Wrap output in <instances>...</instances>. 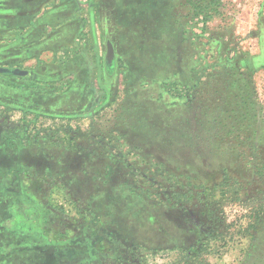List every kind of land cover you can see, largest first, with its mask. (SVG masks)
<instances>
[{
	"label": "rangeland",
	"instance_id": "374dc122",
	"mask_svg": "<svg viewBox=\"0 0 264 264\" xmlns=\"http://www.w3.org/2000/svg\"><path fill=\"white\" fill-rule=\"evenodd\" d=\"M65 2L44 95L0 99V261L264 264V0Z\"/></svg>",
	"mask_w": 264,
	"mask_h": 264
},
{
	"label": "crops",
	"instance_id": "0c3cea01",
	"mask_svg": "<svg viewBox=\"0 0 264 264\" xmlns=\"http://www.w3.org/2000/svg\"><path fill=\"white\" fill-rule=\"evenodd\" d=\"M21 1L25 2V0ZM39 1L40 3L37 5L36 0H28L27 4H18L15 3V0H0V52L4 49L11 51V55H9L11 64L8 62V65L5 66L32 70L31 67L23 68V66L25 64L31 65L32 62L38 63L39 60L41 61L43 53L46 55L50 52L52 56H50L48 63H52L51 61H56L58 55L66 52L67 43L71 44L74 28L72 29L70 22H63L66 20V14L70 12L67 10H71L66 8L65 0H57L55 6L42 5V0ZM59 12H63V14ZM58 13L60 14L59 22L56 21L58 20L56 19ZM65 36L67 37L65 38ZM60 44L62 46L57 49ZM6 58L0 53L1 60H6ZM35 79L37 80H31L33 83L30 87L22 85L21 87H23L22 93H28L38 99L34 94H39L41 97L44 95L43 90L46 86L39 84V77ZM42 82L45 81L42 80ZM67 92L64 90V92L48 95L46 103H49L50 106L53 104L56 106L66 105L67 99L63 96ZM26 94L24 98L27 97Z\"/></svg>",
	"mask_w": 264,
	"mask_h": 264
},
{
	"label": "flooded vegetation",
	"instance_id": "af4514ba",
	"mask_svg": "<svg viewBox=\"0 0 264 264\" xmlns=\"http://www.w3.org/2000/svg\"><path fill=\"white\" fill-rule=\"evenodd\" d=\"M15 68V67H14ZM34 73L35 72H33V70H29V74L28 75H26V76H20V77H18L19 79L21 78H31V79H33V80H37V79H35V78H37L36 77V75H34ZM12 76H16V75H12ZM8 83V82H7ZM20 83H19V81L16 83V85H14V83H13V86H11V89H9L8 88V86H9V84H4V83H2V82H0V99L2 100V98L1 97H5V93L6 94H8L9 92H12L14 95H16V94H20V93H22L23 92V90H21L20 89V86L21 85H23V83L20 85ZM9 90H15V91H9ZM13 95V96H14ZM24 95V94H23ZM18 95H16L15 97H17ZM14 97V98H15ZM0 100V101H1ZM3 101H4V99H3ZM6 101L7 100H5V102H3L4 104L3 105H6V106H8V104L6 103ZM23 118H24V116H23ZM18 150L20 149L19 147L17 148ZM7 194H9V193H7ZM7 199V198H6ZM8 200V199H7ZM5 230L7 231V232H9L8 231V229H6L5 228ZM4 229H0V239H4V238H8L9 236H8V234H7V232L5 231ZM166 235L168 236V237H170L171 236V234H170V232L169 231H167V233H166ZM16 250H18L19 248L17 247V248H15ZM12 251H14L13 249H12ZM8 261V259H6V261L5 262H7ZM0 264H4L3 263V261H0Z\"/></svg>",
	"mask_w": 264,
	"mask_h": 264
},
{
	"label": "water",
	"instance_id": "95a60500",
	"mask_svg": "<svg viewBox=\"0 0 264 264\" xmlns=\"http://www.w3.org/2000/svg\"><path fill=\"white\" fill-rule=\"evenodd\" d=\"M107 68L112 69L115 63V52L114 46L110 40L107 41V53L105 56ZM0 73L8 74V75H16V76H26L29 74V70L22 68H11L0 66Z\"/></svg>",
	"mask_w": 264,
	"mask_h": 264
},
{
	"label": "trees",
	"instance_id": "16d2710c",
	"mask_svg": "<svg viewBox=\"0 0 264 264\" xmlns=\"http://www.w3.org/2000/svg\"><path fill=\"white\" fill-rule=\"evenodd\" d=\"M264 62V61H263Z\"/></svg>",
	"mask_w": 264,
	"mask_h": 264
}]
</instances>
